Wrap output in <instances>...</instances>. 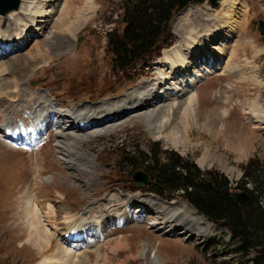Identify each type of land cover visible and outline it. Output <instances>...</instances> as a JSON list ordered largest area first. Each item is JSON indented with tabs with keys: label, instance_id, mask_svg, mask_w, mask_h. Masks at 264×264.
Listing matches in <instances>:
<instances>
[{
	"label": "rangeland",
	"instance_id": "1",
	"mask_svg": "<svg viewBox=\"0 0 264 264\" xmlns=\"http://www.w3.org/2000/svg\"><path fill=\"white\" fill-rule=\"evenodd\" d=\"M123 1L27 0L33 9L43 6L44 15L33 12L31 19H23L15 14L19 9L0 15V52L5 39L15 44L0 54V264H44L49 253L54 256L50 264H251L252 255L238 253L229 234L213 221L207 219V228L196 234L199 224L192 216L203 221L198 213L177 210V225L172 223L174 213L168 217L162 207L175 209L185 202L174 201L168 207L152 198L146 186L133 180L137 168L124 161L122 153L147 152L154 141L160 154L177 151L201 169L223 172L233 186L239 185L249 158L264 160V37L258 27L264 19V0H219L217 7L208 1L191 3L173 16V42L160 49L152 64L113 73L107 38L124 26ZM236 2L235 29L226 24L216 28L226 4ZM205 18L216 31L197 54L188 49L208 33ZM26 22L31 27L27 43L19 36ZM173 47L171 58L165 59L164 51ZM180 47L191 64L187 72L182 64L171 63ZM28 59L36 62L25 70L21 66H27ZM188 97L194 99L193 116L177 109L184 139L172 144L164 131L168 124L161 126L163 116L172 105H185ZM83 112L97 115L92 126L81 129L73 125V118ZM105 116L109 118L99 123ZM11 117L20 130L30 129L21 132L20 141L7 136L5 125ZM45 117L51 123L46 122L36 138L37 148L27 146L25 134ZM34 155L39 158L37 167ZM246 186L252 189L251 183ZM146 196L153 209L145 211L138 201ZM34 197L49 237L42 246L31 240L26 213ZM100 206L128 218L117 223L115 213L106 214ZM82 219L107 223L92 239L66 240L69 229ZM151 220L164 223L152 226ZM192 220L196 223L191 229ZM170 225L181 232H164L162 228L171 229Z\"/></svg>",
	"mask_w": 264,
	"mask_h": 264
},
{
	"label": "trees",
	"instance_id": "2",
	"mask_svg": "<svg viewBox=\"0 0 264 264\" xmlns=\"http://www.w3.org/2000/svg\"><path fill=\"white\" fill-rule=\"evenodd\" d=\"M205 1L219 5V0H124L120 14L124 26L121 31H110L107 38L113 73H127L141 63L151 62L160 49L173 42V16L190 3ZM258 27L264 37V19ZM157 147V143L150 141L147 152L123 151L124 161L140 168L139 164L152 160V165L145 167L151 177L146 184L148 190L166 198L174 194L184 198L230 234L238 253L252 255L251 264H264V160L249 158L243 167V178L238 186H233L223 172L201 169L174 150L166 149L162 155ZM247 183H251L252 189ZM235 188L247 190L249 199L244 203L235 201ZM179 190L182 191L177 193Z\"/></svg>",
	"mask_w": 264,
	"mask_h": 264
},
{
	"label": "bare ground",
	"instance_id": "3",
	"mask_svg": "<svg viewBox=\"0 0 264 264\" xmlns=\"http://www.w3.org/2000/svg\"><path fill=\"white\" fill-rule=\"evenodd\" d=\"M39 1L40 0H38V3H39ZM44 1H46V3L47 2H52V1H54V0H44ZM29 2V1H28ZM33 2V1H32ZM37 2V1H36ZM21 3H22V5H21ZM21 3H20V5H19V7L18 8H13V9H11V10H9L6 14H4V15H2V14H0V15H2V16H6L10 11H13V10H18V11H16V13L15 14H17V16H21V17H23V19H26V17L28 16V18H30L31 19V16H32V13L33 12H35V14L37 15V14H39L40 16H43L44 15V13H45V11L44 10H42V7L43 6H39L38 5V7H36V8H31L29 5H27V0H23V2H22V0H21ZM37 3V4H38ZM236 4H237V2L236 3H228V4H226L227 6H226V8L224 9V13H223V15L221 16V19L220 18H218V24H217V21H216V23H215V25H216V28H218V26L217 25H219V27H221V26H224L225 24H226V27H229L230 29L229 30H234L235 29V25L237 24V22H239L238 21V13L236 12V8H237V6H236ZM21 6V7H20ZM30 7V8H29ZM34 7V6H33ZM239 13H240V11H239ZM13 15V14H12ZM16 16V15H15ZM224 18H226V19H228V20H226L225 21V19ZM19 19H20V17H17L15 20H14V25L15 26H17L18 25V21H19ZM77 19V18H76ZM78 19H80L79 17H78ZM215 19L217 20V17H214L213 18V20L215 21ZM204 20V22H205V24L207 25V23H206V20H208V18H205V19H203ZM21 21V20H20ZM31 22V21H30ZM12 23V22H11ZM28 22H26L25 24H26V28H25V32H21L20 31V33H19V36L21 37V38H23V41H25V43H27V41H28V37L26 36L28 33L30 34L31 33V31H29L30 30V28L31 27H29L28 28V24H27ZM74 23V22H73ZM30 24V23H29ZM203 24V23H202ZM13 25V26H14ZM12 27V26H11ZM10 27V28H11ZM207 27H208V33H206L205 35H203L202 36V38L201 39H197L198 41H196L195 42V44L194 45H192V46H190V49H188V50H192L193 52H196L197 54H200V53H198V51H200V50H202V48L205 46V43H207L208 42V39L212 36V35H214V32L216 31V30H213V27L215 28V26L213 25V26H211V25H207ZM28 31H27V30ZM206 29V28H205ZM202 30V29H201ZM219 30V29H218ZM37 31V30H36ZM38 32V31H37ZM188 32V31H187ZM17 33V32H16ZM197 33V32H196ZM10 35H13V34H10ZM68 35V34H67ZM190 35H191V32H190ZM194 35V34H193ZM8 36V35H7ZM61 37L60 36H58L57 38H56V41H57V43L58 42H60L59 41V39H60ZM66 38H68L69 39V36H64V39H66ZM185 38V37H184ZM195 38V37H194ZM17 40V38H15L14 37V40ZM12 40V38H7V39H5V41H4V45H3V47L5 48V49H3L1 52H0V54L1 55H3L6 51L5 50H8L7 52H9L10 50H12L11 48H13V46H12V44L13 45H15L14 44V42H12L11 41ZM195 40V39H194ZM224 43V42H223ZM56 45V44H55ZM63 45H65V44H63ZM57 46V45H56ZM220 46V45H219ZM217 47L218 46H213L212 47V49H217ZM177 48H179V47H177ZM176 48V49H177ZM211 48V47H210ZM165 50V49H164ZM182 48L180 47V49H178V52L180 53V55L178 54V52H177V56H174V58L171 60V63L172 64H174V65H176V64H182V67H184V70L186 71V70H190L191 69V64H190V62L189 61H187V60H185V57L183 56L184 54L182 53ZM175 51V47H173V48H171V49H167V50H165L164 51V53H163V57L165 58V59H170L171 58V55H172V53ZM211 52V51H210ZM211 54V53H210ZM182 55V56H181ZM22 56V55H21ZM162 57V56H161ZM183 58L182 60H179V58ZM200 57V56H199ZM25 58V57H24ZM26 58H28V57H26ZM213 58V57H212ZM216 59V58H215ZM24 60V59H23ZM28 61H29V59H28ZM179 61H181L180 63H176V62H179ZM20 62V61H19ZM34 62H36V60H34L33 62H27V63H25L27 66H25V65H23V66H21V63L22 64H24L23 62H21L19 65L21 66V67H23V69H25V70H27L31 65H32V63H34ZM211 62V61H210ZM193 63V62H192ZM35 64V63H34ZM173 66V65H172ZM188 67H190V68H188ZM204 69H206V67H204ZM20 71V70H19ZM187 72V71H186ZM22 73V72H21ZM26 73V72H25ZM23 74V73H22ZM176 73H174L173 75H175ZM21 75V74H20ZM189 75V74H188ZM187 75V76H188ZM197 76H199V75H201V73H199L198 72V74H196ZM11 77H12V75H11ZM11 77H9V78H7V80H9ZM185 77V76H184ZM15 78H16V76H15ZM161 78V77H160ZM173 78V77H172ZM14 79V78H13ZM15 81H13V82H15V86L16 87H18V85H19V82H18V80L17 79H14ZM160 80V79H159ZM173 80V79H172ZM11 82H9V83H11ZM8 85V84H7ZM8 87V86H7ZM2 88L3 87H1V85H0V91L2 90ZM153 88H157V84L153 87ZM152 88V89H153ZM159 90V89H158ZM155 92V91H154ZM160 92V91H159ZM1 93V92H0ZM15 93H16V91H15ZM144 94L145 93H141L140 94V97H139V99H142V97L144 96ZM150 94V95H149ZM149 97L152 99V97L151 96H153L152 94H153V92H151V90L149 91ZM14 96V95H13ZM16 96V95H15ZM193 96V95H192ZM156 97V96H155ZM188 98H190V97H188ZM153 101V100H152ZM46 107V106H45ZM172 108L170 109V111H168V113H166L164 116H163V119H162V124H161V126L162 127H166L167 126V124H168V127L166 128V129H164V131H165V133H166V135H167V137H166V139L167 140H169L172 144H177V145H179L180 143H182V141H183V133H182V129L179 127V123H178V121L176 120V118L177 117H175V116H179L178 114L176 115L175 113L177 112V109L179 108V109H181L182 110V114H184V115H186V116H193L192 114L194 113V110H195V108H194V99L193 98H190L187 102H186V104L185 105H180L179 103L177 104V105H175V107L172 105L171 106ZM66 112H68V111H66ZM179 112V111H178ZM97 113V112H96ZM73 115V114H72ZM97 115V114H96ZM96 115H94V116H96ZM172 115V116H171ZM94 116L93 115H90L89 117H88V115H86V114H84V112L83 113H80V114H78L76 117H74L73 119H74V126H77V128H87V127H89V126H92L91 125V123L93 122V121H91L92 120V118L94 119ZM182 116V115H181ZM64 117V116H63ZM79 117V118H78ZM170 117H174L171 121H170ZM256 117H258V115H256ZM105 118V119H104ZM101 117L100 118V120L98 121L99 123H102V122H104V121H106L108 118H106V116L105 117ZM61 120V119H60ZM77 120V121H76ZM259 120V119H258ZM54 121V120H53ZM95 121V120H94ZM46 122H48V120L46 119V117L44 118V120L43 119H40L38 122H34V124H33V128H32V130H31V132H29L28 134L26 133L25 135L27 136V139L26 140H24L23 142H26V143H30L31 142V144H33L32 142H34V141H36L37 142V140H36V138L38 137V135H39V133H40V131L42 130V128L44 127V124L46 123ZM48 123H51V119H50V121L48 122ZM78 123H80L79 125H78ZM263 127V126H262ZM5 129H6V131H7V136L11 139V140H21L22 138H23V135L24 134H22L21 133V131L19 130V127H18V125H17V123H16V121H14V119L11 117L10 118V120L6 123V125H5ZM252 129H255V128H253L252 127ZM261 129V128H260ZM258 129H256V131H257ZM26 132V131H25ZM43 134V133H42ZM247 134L248 133H246L245 134V136H244V138H243V141H242V144H244V146H245V142L244 141H247L246 140V136H247ZM26 136H24V137H26ZM36 145V144H35ZM35 145H33V146H30V144H29V147H33L34 149L35 148H37V146H35ZM205 157V156H204ZM33 159H34V163H35V166L37 167V164L39 163V158H38V156L37 155H34L33 156ZM73 159V158H72ZM40 167V166H39ZM37 169V168H36ZM40 169V168H39ZM35 174L37 175V174H39V170L37 171V170H35ZM36 177V176H35ZM32 193V190H28V194L30 195ZM34 194V193H33ZM123 194V196H127V194H124V193H122ZM134 195V194H133ZM35 196H36V194H35ZM153 198V197H152ZM154 199H156V198H154ZM157 200V199H156ZM142 204H141V207L142 208H144L145 209V211L147 210L146 208L148 207V208H152L153 209V204L152 205H149V202H151L150 201V199L146 196V198L144 197H142L140 200H139ZM138 201V202H139ZM158 201V200H157ZM128 201L126 200V203H127ZM159 202V201H158ZM161 202V201H160ZM174 201H172V203H173ZM177 202H182L183 203V201H177ZM37 199L34 197V201H32L31 200V198H30V201L28 200V203L26 204V213L28 214V216L30 217L29 218V224L28 225H30V230H31V240L33 241V242H35V244H37V245H39V246H42V245H44V242L46 241V239L47 238H49L48 236H47V233H46V228H45V223L43 222L44 220H42V217H41V215H40V213L39 212H41V210H40V207H38L37 206ZM172 203H169V204H172ZM40 206V205H39ZM150 206V207H149ZM125 207H126V204H125ZM96 208V207H95ZM95 208H91L90 209V212L91 211H94L95 213L96 212H98V210L96 211V209ZM99 208V210H101L102 208H101V206L100 207H98ZM163 209L162 210H166L167 212H165V213H167V214H169V216L168 217H171V213L173 212L174 214L172 215V219H173V221H172V223H176V225H177V221H176V218H177V215H179V212H176L177 210H186V211H188L190 214H191V216L196 212V213H198L191 205H189L188 203H183V206L182 207H177V208H175V209H170V208H166V207H162ZM131 210V209H130ZM138 210V209H137ZM156 210V209H155ZM102 211H105V213L107 214H112V212L113 213H115V215L117 216V217H115L116 218V222L117 223H122V222H125V221H123L124 219H127L128 217L123 213V215L122 214H120V213H117L118 211H115V210H104V209H102ZM125 211H129V210H126L125 209ZM139 211V210H138ZM100 212V211H99ZM176 212V213H175ZM42 214V213H41ZM155 214V213H154ZM199 214V213H198ZM166 215V214H165ZM199 215H201V214H199ZM78 216H81V217H83V214L82 213H78ZM183 216H184V220H186L187 219V216H185V214H183ZM201 217H202V219H203V221H201L200 219H198L197 217H194V216H192V218L193 219H195V220H197V222H198V224L200 225H198L196 228L198 229V230H196V234H197V232H198V234H199V232H203L205 229L204 228H207V226L206 225H208V224H206L205 223V221L207 220L203 215H201ZM80 219V218H79ZM171 219V220H172ZM87 219H82V221L79 223V224H77L76 226H72L70 229H69V231L67 232V235L65 236V238H66V240H68V241H73V242H76V241H86V240H88V239H92V238H94V237H96L97 236V233L100 231V230H102V228L104 227V225H106V223H107V221L106 222H102V223H100L99 221H97V222H95V223H90V221H86ZM191 221L190 222V224H189V228H193V226H194V224L196 223V221ZM76 221H78L77 219H76ZM75 221V222H76ZM165 221V220H164ZM75 222H73V224L75 223ZM152 225H154V226H159V225H162L164 222L162 221H155V220H153L152 222ZM183 223H185L184 221H183ZM203 224H206L205 225V227L203 226ZM104 229V228H103ZM201 234V233H200ZM201 235H203V234H201ZM54 256H52V254L51 253H49L48 254V256H46V258H44V260H43V262H44V264H50V262H52L53 261V258Z\"/></svg>",
	"mask_w": 264,
	"mask_h": 264
},
{
	"label": "water",
	"instance_id": "4",
	"mask_svg": "<svg viewBox=\"0 0 264 264\" xmlns=\"http://www.w3.org/2000/svg\"><path fill=\"white\" fill-rule=\"evenodd\" d=\"M21 0H0V14L4 15L13 8H18ZM133 179L139 184L143 185L145 182L150 181L149 174L143 170H136L133 173ZM232 197L239 203H244L249 199V194L246 190L239 189L232 192ZM172 203L171 201H165Z\"/></svg>",
	"mask_w": 264,
	"mask_h": 264
}]
</instances>
